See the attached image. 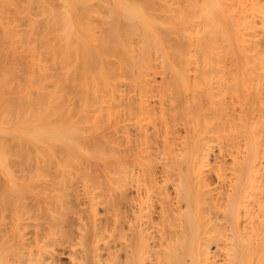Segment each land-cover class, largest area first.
Here are the masks:
<instances>
[{
    "label": "bare ground",
    "instance_id": "6f19581e",
    "mask_svg": "<svg viewBox=\"0 0 264 264\" xmlns=\"http://www.w3.org/2000/svg\"><path fill=\"white\" fill-rule=\"evenodd\" d=\"M0 71V264H264V0H0Z\"/></svg>",
    "mask_w": 264,
    "mask_h": 264
},
{
    "label": "rangeland",
    "instance_id": "374dc122",
    "mask_svg": "<svg viewBox=\"0 0 264 264\" xmlns=\"http://www.w3.org/2000/svg\"><path fill=\"white\" fill-rule=\"evenodd\" d=\"M27 64H28V63H27ZM27 64H26V65H27ZM12 68H13V66L11 67V69H12ZM17 70H18L17 72H19V71L22 72L21 69H17ZM11 71H13V69H12ZM21 72H19V73H21ZM0 73H1V71H0ZM11 73H13L14 78H16V79H17L18 77L20 78V76H18L17 73H15V71L10 72V73H8L7 75H9V74L12 75ZM14 73H15V74H14ZM1 74H3V72H2ZM15 75H17V76H15ZM25 75H26V73L23 75V79H24ZM13 76H12V77H13ZM2 77H3V78H6L5 75H4V76H3V75H2V76L0 75V84H2L1 81L5 82L4 85H5L6 89H8L9 92L11 91L10 93H7V94H6V97L4 96V99H3V106L0 105V114H1V112H3V113H2L3 115L1 114L2 116H8V117H9V115H10V113H11L10 110H12V114H13V112H15L16 115H17L18 118H19V115H20V114H19L18 112H20V111H19L20 108H18V107H22V106L24 107V105L26 106V104H28L27 102H29V104H31V105H29L30 107L26 106V107H28L27 109H32V108H34V107L31 108L33 102H30V100H31L33 97H34V98H33V99H34V102L37 104V105L34 104V105H36V107H38V105L41 104V102H39V101H41V100H42V103H43L44 105H46L45 103H47V102H43V100H46V101H47L48 98H49V100H48V104H49V106H50V109L53 110L51 106L55 105V107H56L55 109H56V111H57L55 115L57 116V113L60 114V111H61V110L58 112L59 109H57V108H59L60 106L57 107V106H56V102L62 101L61 99H59V101H58V100H57L56 98H54L51 94H46V93L44 94L45 96H42V94L39 93V94L36 95V97H35L34 95H31V93H30V96L28 95V97H29L30 99H29L28 97H24V96L21 97L19 94H17V92H18L17 90H19V89H17L16 85L19 86V85H21V83H23V85H24V81H23V80H20L21 78L18 79L19 81H18V80H17V81H14L15 79L12 78V77H9V78L7 77L6 79H2ZM10 78H11V79H10ZM25 78H26V77H25ZM1 79H2V80H1ZM12 79H13V82H12ZM24 80H25V79H24ZM20 81H21V83H20ZM7 87H9L10 89L7 88ZM11 88H12V89L15 88L14 91L17 89V90L15 91L16 94L13 92V90H11ZM19 92H20V91H19ZM11 93H12V94H11ZM32 94H33V93H32ZM34 94H35V93H34ZM9 95H10V96H9ZM11 95L14 96V98H13ZM18 95H19V96H18ZM39 95H40V96H39ZM46 95H47L48 97H47ZM165 95H166V97H167V94H165ZM165 95H164V98H165ZM57 96H58V95H57ZM10 98H13V99H10ZM15 98H16L17 101H20V103H19V102H18V103H16V102L12 103L13 101H16ZM24 98H26V99L28 98L29 101H28V99H27V101H26ZM0 99H1V96H0ZM39 99H40V100H39ZM50 99H53V100L56 99L57 101H55V100H54V101H51ZM1 100H2V99H1ZM4 100H5V101H4ZM10 100H11V101H10ZM12 100H13V101H12ZM38 100H39V101H38ZM31 101H32V100H31ZM6 102H9V104H10V102H11V106H10L11 109H10L9 111H7V109H6L7 106H9ZM21 102H23L24 104H21ZM51 102H52V103L54 102V104L51 105ZM60 103H61V102H60ZM60 103H59V104H60ZM5 104H7L6 108L4 107ZM14 104H16L17 107H16ZM20 104H21L22 106H20ZM43 104L41 105V107H42L43 109H44V108H49L48 105H47V107H46V106L43 107ZM60 105H61V107L64 106L63 103H61ZM14 106H15V108H14ZM41 107H40V108H41ZM61 107H60V109H61ZM17 108L19 109L18 111H16ZM24 108H25V107H24ZM24 108H21V110H22V109L24 110ZM40 108H38V109H40ZM53 108H54V107H53ZM15 109H16V110H15ZM36 109H37V108H36ZM50 109H49V110H50ZM55 109H54V110H55ZM62 109H64V108L62 107ZM23 110H22V112L25 111V110H24V111H23ZM45 110H46V109H45ZM47 110H48V109H47ZM51 110L48 111L46 115H48V113H50ZM54 110H53V114H54V112H55ZM27 111H29V110H27ZM30 111L32 112V110H30ZM36 111H37V110H36ZM40 111H41V112H44V114L46 113L45 111H42V110H40ZM65 111H66V110H65ZM25 112H26V111H25ZM33 112H35V111H33ZM62 112L65 113L63 110H62ZM166 112H167V110H166ZM174 112H175V114H177V116H178V120H179V119L182 117V114L180 113L181 111H180V110H175ZM26 113H27V112H26ZM169 113H171V112H167L166 116H167V117H172V116H170L172 113H171V114H169ZM178 113H180V114H178ZM51 114H52V113H51ZM53 114H52V115H53ZM158 114H159V113H157V115H158ZM173 114H174V113H173ZM1 115H0V117H1ZM16 115H15L16 118L13 117L15 120L18 119ZM22 115H25V113L21 114L20 117H21ZM52 115L49 114L50 117H51ZM60 115H61V114H60ZM60 115H59V116H60ZM11 116H12V115H11ZM11 116H10L9 118H11ZM52 117H54V115H53ZM167 117H166V118H167ZM21 118H22V117H21ZM14 119H13V120H14ZM64 119L66 120V119H67V116H66V118H64ZM168 119H169V118L166 119V122H168V125H169L168 130H169V128L172 129L173 126L175 127V124L178 126V123H179V122H178L177 119L174 120L173 117H172L171 119H169V121L172 120V119H173L174 121H177V123H176V122L173 123V120H172L171 122H172L173 124L170 122V124H172V125L169 124ZM28 125H29V124H28ZM170 126H172V127H170ZM177 126H176V128H177ZM178 127H180V123H179V126H178ZM176 128H175V129H176ZM177 131H178V133H179V129H178ZM177 131L174 132L175 135H176V137H177V139H176L175 135L173 134V132L171 131V134H172L173 137L175 138V139H174V138L172 137V135H171V138L174 139V142H175L176 140H177V141L181 140V139L178 138V135H179L182 131H181L179 134L177 133ZM182 134H183V132H182ZM12 135H13V134H12ZM12 135L7 137V138H11L12 144H10V145H9L8 142H7L8 139H0V143H1V141H3L4 144H5V152H4L5 154L3 153V156H7V154H6L7 152L10 153L11 157H16V156H18V155H23V154H25V155L27 154V155H31V156H37V155H38V151H37L36 149H33L32 147H31V149H30L28 152L25 151V150L22 151L21 148H20L21 150H18V147H20V146H17L16 144L21 145V142H23V144H24V143L27 141V139H26V140L24 139L25 142H24V140L21 141V142H19V141H18L19 139L16 140V139H15L16 136H14V138H13ZM16 138H17V137H16ZM20 140H21V139H20ZM32 140H33V139H32ZM43 140H44V139H43ZM45 140H47V139H45ZM52 140H53V139H52ZM52 140L48 139V141H52ZM8 141H9V140H8ZM11 141H9V142H11ZM48 141H46V143H48ZM171 141H173V140L171 139ZM177 141H176V142H177ZM14 142H15V143H14ZM44 142H45V141H44ZM23 144H22V145H23ZM24 145H25V144H24ZM0 147H1V146H0ZM11 148H12V149H11ZM0 149H2V147H1ZM13 149H14V152H15V153H12V152H13ZM7 150H8V151H7ZM11 150H12V152H11ZM17 150H18V151H17ZM3 151H4V150H3ZM16 151H17V152H16ZM46 152L48 153V150H47ZM9 153H8V156H10ZM32 154H33V155H32ZM47 155H48V156H51V157H55V155H53L52 153H51V154H47ZM8 156H7V157H8ZM165 223H166V222H165ZM162 224H164V223H161V224H159V225L161 226ZM170 224L173 225L172 223H169V221H168V223L166 224V226L169 225V227H168V228L166 227V231H170L169 229H172L173 226H171ZM174 224H175V223H174ZM164 225H165V224H164ZM162 226H163V225H162ZM162 226H161V227H162ZM174 227H175V225H174ZM153 231H154V232H153ZM153 231H152L153 233H157V232H159V229H158V228H154ZM167 233L169 234V232H167Z\"/></svg>",
    "mask_w": 264,
    "mask_h": 264
}]
</instances>
